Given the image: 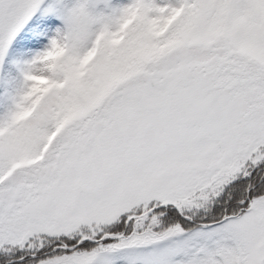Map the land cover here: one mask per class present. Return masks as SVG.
Wrapping results in <instances>:
<instances>
[{
  "label": "snow or ice",
  "instance_id": "obj_1",
  "mask_svg": "<svg viewBox=\"0 0 264 264\" xmlns=\"http://www.w3.org/2000/svg\"><path fill=\"white\" fill-rule=\"evenodd\" d=\"M0 264H264V0H0Z\"/></svg>",
  "mask_w": 264,
  "mask_h": 264
}]
</instances>
